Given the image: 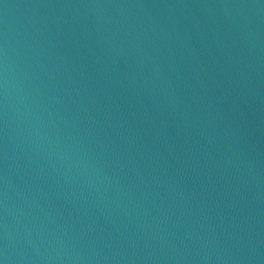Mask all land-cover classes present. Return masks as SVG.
Here are the masks:
<instances>
[{"label": "water", "instance_id": "water-1", "mask_svg": "<svg viewBox=\"0 0 264 264\" xmlns=\"http://www.w3.org/2000/svg\"><path fill=\"white\" fill-rule=\"evenodd\" d=\"M0 264H264V0H0Z\"/></svg>", "mask_w": 264, "mask_h": 264}]
</instances>
